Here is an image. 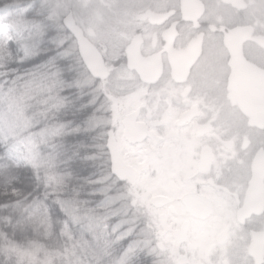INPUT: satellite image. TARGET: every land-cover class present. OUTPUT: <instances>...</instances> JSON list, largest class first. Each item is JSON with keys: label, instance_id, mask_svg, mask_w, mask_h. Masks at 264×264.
Returning a JSON list of instances; mask_svg holds the SVG:
<instances>
[{"label": "flooded vegetation", "instance_id": "af4514ba", "mask_svg": "<svg viewBox=\"0 0 264 264\" xmlns=\"http://www.w3.org/2000/svg\"><path fill=\"white\" fill-rule=\"evenodd\" d=\"M205 14H211L221 24L233 25L224 39L231 57L227 77L229 98L243 110H256L264 103V70L246 60L241 47L252 37V24L259 26L264 21L261 0H69L64 18L72 16L107 72L104 79H95L89 74L77 41L69 33L74 60L80 61L85 71L81 86L92 92L98 87V91L102 89L99 94L104 105L98 107L105 120L99 133L101 151L114 179L121 185L132 184V189L137 180L147 181L151 192L148 204L153 212L168 209L172 213L177 199L183 200L178 209L181 213L177 226L183 231L184 241L195 235L191 240L195 244L189 247L192 251L196 245L202 246L200 255L197 252L194 255L202 264H234L237 259L241 264H262L263 245L251 243L246 247L245 244L243 253L236 249L231 229L215 215L216 205L210 194L192 198L186 190L181 191L178 178L189 175L197 165L204 166L215 155L204 142L211 135L210 126L201 122L199 102L189 95V90L168 83L154 87L159 84L166 66L174 81L186 77L203 48L204 38L200 35L193 41L194 49L178 47L179 25L191 23L198 27ZM245 14L252 18V23L239 19ZM169 20L171 23L163 27ZM87 52L89 57L95 54ZM117 73V81L111 83ZM124 123L132 129V142L125 138ZM118 144L127 152L132 149L131 168L122 163L128 155L118 150ZM257 163L264 170V160L259 158L254 159L252 170ZM120 172L122 178L118 176ZM154 200H158V206L152 204ZM247 204L249 209H255L257 197L252 196ZM186 205L195 208L200 218L192 217ZM146 216L151 221L155 215L149 211ZM158 217L165 220L164 215ZM189 229H194L190 238ZM248 237L250 242H255L264 233L253 231Z\"/></svg>", "mask_w": 264, "mask_h": 264}, {"label": "snow or ice", "instance_id": "6c2138e0", "mask_svg": "<svg viewBox=\"0 0 264 264\" xmlns=\"http://www.w3.org/2000/svg\"><path fill=\"white\" fill-rule=\"evenodd\" d=\"M64 15L61 0H13L0 12V206L62 245L61 264H202L115 206ZM0 233V264H15L9 241L27 234Z\"/></svg>", "mask_w": 264, "mask_h": 264}, {"label": "clouds", "instance_id": "9594fccd", "mask_svg": "<svg viewBox=\"0 0 264 264\" xmlns=\"http://www.w3.org/2000/svg\"><path fill=\"white\" fill-rule=\"evenodd\" d=\"M261 4L264 5V0ZM239 19L252 23L247 14ZM168 23L171 20L163 27ZM232 26L221 24L211 14L202 16L198 27L181 23L178 47L194 49L193 41L203 35V48L183 80L174 81L166 66L159 84L154 87L168 83L178 89L189 90V95L198 100L201 122L210 126L211 132L204 142L211 146L215 155L204 166L197 165L189 175L179 177L178 183L181 191L186 190L192 198L206 194L212 196L216 205L215 215L227 223L235 244L243 253L251 232L264 233V210L255 214L245 212L251 196L264 198V187L259 185L252 172L254 159L264 160V103L256 110L246 111L229 98L227 77L231 57L224 39ZM252 26V37L242 44L241 52L246 60L264 70V21L259 26ZM118 76L119 73L114 74L111 83H115ZM112 183L117 191H129L127 185H121L115 179ZM123 204H127V195ZM182 204L183 200L177 199L172 207L178 210ZM133 214L144 216V211L138 206ZM174 217L175 212L170 213V223Z\"/></svg>", "mask_w": 264, "mask_h": 264}, {"label": "trees", "instance_id": "16d2710c", "mask_svg": "<svg viewBox=\"0 0 264 264\" xmlns=\"http://www.w3.org/2000/svg\"><path fill=\"white\" fill-rule=\"evenodd\" d=\"M13 3V0H0V12L5 11ZM77 68L79 69V82L84 74V68L80 61H75ZM82 87V86H81ZM82 95L87 99L92 97L97 103V111L95 113V119L101 115L98 112V107L103 106L104 102L102 97L97 92L91 90H84L82 87ZM95 119L90 126L92 134L97 137V140L101 143L99 136L100 126L95 124ZM106 163L109 162L105 159ZM0 229H3L9 233L13 230H17L18 237L22 234H27L26 238L21 242L19 239L10 240V251L15 260V264H61L63 259L61 248L62 245H57L54 239H51L43 232H33L31 225L27 218L21 213L20 210L15 208H5L0 206ZM7 239L0 233V241Z\"/></svg>", "mask_w": 264, "mask_h": 264}, {"label": "rangeland", "instance_id": "374dc122", "mask_svg": "<svg viewBox=\"0 0 264 264\" xmlns=\"http://www.w3.org/2000/svg\"><path fill=\"white\" fill-rule=\"evenodd\" d=\"M61 2L65 6V15H64V17H65L66 14H67V10L69 8V0H61ZM86 24H88L89 26L91 25V23H89V22H87ZM98 88L96 89V92L97 93H100V91L102 89H100L98 91ZM97 118L98 119H95V124L96 125L101 126V125H103V123H105V120L101 118V115H99ZM107 123H109L110 125L113 124L112 122H107ZM117 139H118V137H117ZM119 149H120L121 153L122 152L123 153L127 152L124 148H122V146H120L118 144V150ZM130 150H128V152L126 153L128 155L126 157V159L123 160V161L121 160L122 163L125 166H128V168H131V166H132V156H130V154H132V149H130ZM139 152H141V151H139ZM119 159H120V157H118V161L117 162L120 161ZM136 161H139V160H136ZM118 176L120 178H122V173L121 172L118 173ZM117 179H118V177H117ZM112 181L110 182L111 183V188H110L109 194L114 197V199H115V206L116 207H121L122 206L129 215L138 216L139 218L143 219L146 224H148V225L151 226V229L157 234V236L161 240H164V241H167V242L184 241L183 240V238H184L183 231L179 228V226H177L178 219L180 217L181 211L173 209V212H175V217H174V220L171 223H170V220H169L170 213H169L168 209H163V210H161L159 212H153V210L151 209V207L148 204L149 197H150V193L151 192H150V190H149V188L147 186V181H145L143 178L137 180L136 181V184H135V187L133 189H132V184H130V183L125 184V185H127V188L129 190L126 193H122L120 191H117L115 189V187L113 186ZM125 195H127V204L126 205L123 204ZM138 206L144 211V216H139V215L133 214L134 211H135V209ZM149 211H152V213L155 215L154 216V219H152L151 221L146 216ZM159 215H164L165 216V220H164L165 222L162 219H159V217H158ZM165 226L168 227V228H171V230L168 231L165 228ZM191 229H189L188 232H187L188 237L189 236H192L194 234V233L192 234V232H194V229L193 230H191ZM194 236L191 237V240H192V238H194ZM260 238L259 239H254L255 242H250L251 241V238L248 237L247 238V242H246V247L252 243L255 246H261V245H263L262 246V249L264 250V237H260ZM191 240H187V241H184V242L187 243L190 246L191 245L193 246L195 243L192 244L191 243ZM234 245H235V248L236 249H239L236 244H234ZM225 248H226V246H225ZM228 248L231 249L232 247H228ZM201 249H202V246L200 244L199 245H196V247H194V250L192 248V253L194 255H198V254L200 255V253L198 251H201ZM196 252L198 254H196ZM262 262H264V259H263Z\"/></svg>", "mask_w": 264, "mask_h": 264}, {"label": "water", "instance_id": "95a60500", "mask_svg": "<svg viewBox=\"0 0 264 264\" xmlns=\"http://www.w3.org/2000/svg\"><path fill=\"white\" fill-rule=\"evenodd\" d=\"M63 23H64L65 28L68 30V32L72 34L74 38L76 39L77 45L80 50V54L82 56V59L84 60L82 61V63L84 67L87 69V71L89 72V74L95 79H104L107 76V72L103 65V61L101 60L100 56L96 54L92 46L82 37L80 29L75 25L72 19V16L68 15L66 18H64ZM87 51H93L95 54L89 57L87 55L88 53ZM128 66H130V61H129ZM124 127H125V134H124L125 138L128 139L130 142H132L130 139L132 136V129L125 123H124ZM252 171H253V176L256 178L259 185L263 187V178H264L263 168L259 167V164L257 163V164H254ZM251 197L249 198V200L251 199ZM157 201L158 200H154L152 204L156 205ZM248 205L249 204H247L245 208V212L247 213L255 214L259 211H262L264 210V198L257 197V207L255 209H249ZM187 212L194 218L195 217L200 218V216L196 213V209L193 207L187 206Z\"/></svg>", "mask_w": 264, "mask_h": 264}]
</instances>
